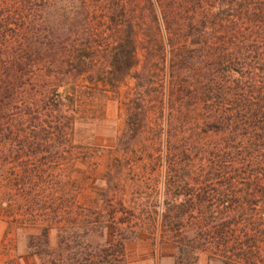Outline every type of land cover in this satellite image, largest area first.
Listing matches in <instances>:
<instances>
[{"label":"trees","instance_id":"trees-1","mask_svg":"<svg viewBox=\"0 0 264 264\" xmlns=\"http://www.w3.org/2000/svg\"><path fill=\"white\" fill-rule=\"evenodd\" d=\"M0 220V264H264V0H0Z\"/></svg>","mask_w":264,"mask_h":264},{"label":"rangeland","instance_id":"rangeland-1","mask_svg":"<svg viewBox=\"0 0 264 264\" xmlns=\"http://www.w3.org/2000/svg\"><path fill=\"white\" fill-rule=\"evenodd\" d=\"M124 117L118 114L115 101H108L106 106V119L103 123L94 127L96 133V143L98 145V161L99 167L96 173L98 177L108 166L113 165L119 151L116 148L117 133L123 125ZM4 231L6 228L5 222ZM4 234V232H3ZM3 234L0 238L3 237ZM14 236L16 243L15 252L22 254L21 264H39V258L33 254H27V236L26 231H18L11 234ZM56 243V234L52 230L49 235V244L54 246ZM126 264H167L171 261L172 247L170 245L156 246L151 243L150 239H130L125 244ZM197 264H220L217 261L210 260L205 254H201Z\"/></svg>","mask_w":264,"mask_h":264},{"label":"crops","instance_id":"crops-1","mask_svg":"<svg viewBox=\"0 0 264 264\" xmlns=\"http://www.w3.org/2000/svg\"><path fill=\"white\" fill-rule=\"evenodd\" d=\"M3 232H4V225H3L2 220H0V238H1L2 234H3Z\"/></svg>","mask_w":264,"mask_h":264}]
</instances>
